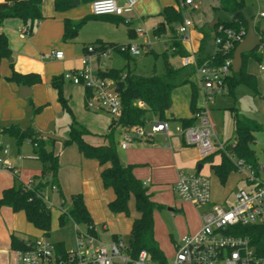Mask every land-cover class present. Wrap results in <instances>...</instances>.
I'll return each mask as SVG.
<instances>
[{
    "label": "crops",
    "instance_id": "obj_1",
    "mask_svg": "<svg viewBox=\"0 0 264 264\" xmlns=\"http://www.w3.org/2000/svg\"><path fill=\"white\" fill-rule=\"evenodd\" d=\"M77 1L79 4L75 6L71 5ZM117 1L120 4L123 3V0ZM3 2L4 0H0V4ZM246 3L247 6H251L255 9V19H264V16H261V14L264 13V0H246ZM71 4L68 10L64 12H57L55 10V0H43V19L41 22L36 24L32 33L29 32L27 27H25L21 21L16 19L8 20L3 26L0 27V33L6 35L8 38L9 48L12 51V58L4 59L0 63L1 127L7 128L16 125L22 129L33 128L36 130V132H38L40 137L43 133H50L68 139V133H66L67 129L62 133L58 130L57 123L59 118L63 117L64 111L58 101L57 91L51 84L52 79L56 77H62L67 72H76L80 70L83 67L82 60L85 56L89 55L91 48H98L102 45H117V33L121 23H125L129 26V35H134L135 37H148V32L145 26L148 29H152L154 32V30L164 20L163 17L160 16L162 10L166 7H176L174 0H140L135 7V10L131 14H126L122 17L106 16L102 18H96L91 12V3H82L80 0H75ZM81 5H84V7L80 8ZM218 5L219 4L217 0H212L211 6L213 13L216 12L214 11V8L218 7ZM197 10H200V7ZM204 16L205 18L202 20V22L207 24L209 27H212V18L210 14L206 12L204 13ZM83 19H87V21L80 28L77 35L74 38L65 41L64 33L66 20L79 22ZM195 20L196 25L200 27L199 21L197 19ZM133 23L137 24L136 29L130 27ZM113 24H115L117 28H115V25ZM174 27L177 28L178 24L174 25ZM138 28H145L143 35H139L136 32ZM255 28L257 27L255 26ZM168 29L169 36L164 42L166 50L165 52H168L169 46L172 49L174 43V33L168 26H166L165 32L162 34H166ZM25 30H27V33H25ZM206 34L210 37V42L206 44V52L211 54L214 53L216 48L215 40H213L215 34L213 31L209 30L206 31ZM258 35L260 36L261 40L264 39L261 32H259ZM202 39L203 34L200 33L199 30L192 27L191 42L188 43L181 41V45L188 53L195 52L197 55ZM143 47L147 52L153 51L149 39ZM257 49L260 54L263 53L264 43L262 44L261 42ZM117 50H119L126 58L132 57V54L128 52H122L120 49ZM52 51L62 52L64 54V58L55 59L51 56ZM170 53L171 56L168 53L170 64L175 68L183 67L182 57L184 56L172 55L173 51ZM171 57H178L181 60L180 66L173 65L170 60ZM109 58L98 57L93 62L92 69L97 75L99 72L106 73L108 70H111L108 67V63H106V60ZM248 63L249 60L247 61L246 66L247 72L253 74L256 77L255 88H251L256 91L257 76L253 72H250ZM11 65H13V68ZM260 65L261 64L259 63V76L260 79L264 81L261 76ZM13 71L23 75L38 74L41 77V83L34 85H20L16 82L8 81L7 79L12 76ZM194 78L199 81L195 71L190 76L191 83L182 85L188 86V88H184L185 91L183 92V104H187V108L185 110L186 112L183 114L177 113L181 115H175L176 111L173 112L172 109H170L167 113V117L170 119L167 121L169 125L170 121H174L175 123L173 128L170 125L172 130H174V128L177 126H182L181 122L178 120L193 118L194 110L196 109L197 113L199 106L203 102V97L200 103L198 101V97L201 92L198 89L199 84H196ZM22 87H26V89L23 90L21 89ZM179 87H176L172 92V105L174 92ZM234 92L235 89L233 90V93L218 97L234 95ZM63 93L76 122L86 128L92 134L88 140L94 144L102 143L103 140L101 137L108 135L111 131L110 125L112 123L113 117L104 110L88 108L87 102L91 98L92 94L82 85H75L70 81L65 80L63 83ZM194 93L195 96H193ZM235 110L242 114L246 119L261 125L263 128L262 131H264V118L259 119L254 116L251 118H256L257 120H253L244 115V112L242 113L236 108L233 110V113ZM212 112H214V110L211 108L210 117L212 116ZM155 120L157 119L152 118L150 122ZM212 123L215 129L216 124L213 121ZM146 127L148 128V124ZM124 131L125 129H116V139L118 141L120 160L125 165H132L134 167L133 173L135 177L141 180L143 183L146 182L147 187L149 184L160 185V187L171 188L176 193L175 185L181 172L187 174L204 175L210 179L211 183V177L213 176L216 181L221 184L220 180L213 171L212 166L221 164L222 153H215L210 156L209 162H203L206 158H202L200 156L199 150L197 148L187 145L182 137L174 136L169 140H166L161 134L150 140H136L127 149H122L121 143ZM215 132L218 139L230 147V149H232L238 141L236 129L235 139L233 141L228 140L224 142L222 136L216 131V129ZM260 132L255 134L256 141L253 145V149L259 164L257 170L259 172V176L262 179V176L264 175V165L261 164V156L257 155L255 150L257 134ZM4 143L9 144L13 149L15 148L14 143H16V141L11 137L2 136L0 138L1 150ZM55 150L60 156V186L64 195L67 194L72 196L73 194L81 193L84 197V201L88 211L92 216L95 226L101 222L111 221V216L109 214L110 209L108 205L115 199V193L111 188L106 189L102 183L101 172L105 166H101L96 160L84 158L82 155H80L76 146L65 147L64 144L57 142L55 145ZM17 151L20 154L21 147L17 146ZM22 151L25 157H15V154L9 156L8 151L6 155H3L2 153L1 157L10 162L18 171L17 175L21 182L26 185H30L34 178L40 175L42 165L35 156L33 145L30 142H25L23 144ZM229 158L233 162L237 160L235 155L232 158ZM25 161H30L31 166H28ZM199 166H201L200 169ZM260 167H262V170L259 169ZM18 178L10 170L2 169L0 166V197L2 196L4 190L13 187L16 184ZM240 182L245 183V188L248 187L245 174L237 170L230 174L225 185L221 184L223 188L228 187L230 184L233 185L227 190V193L225 194V200L233 192L234 185H237ZM211 186L213 200L212 204H219L215 202L213 191L214 188L212 184ZM53 190L56 191L55 189ZM47 191L48 189L45 190L44 195L48 201L49 198ZM149 193L151 194L150 191ZM153 201L155 200L153 199ZM155 202L164 206H175L176 209L180 208L179 210L181 211H185V208H187V206L185 207V204L179 205L176 202H174V204L163 200ZM131 203L134 204V201L132 200L130 202L129 207ZM186 203L188 206H194L191 203ZM212 204L200 207L201 213L199 215V222L196 226H192L193 229L187 235L199 231L201 227V215L205 210L209 209ZM220 205L231 206L227 205L226 203ZM110 213L112 212L110 211ZM32 227V224L27 221L23 212L15 213L8 207H3L0 209V264H16L17 254L16 250H13L11 247V236L14 234L24 242L35 240L36 238L31 239L32 235L30 231ZM165 237L166 236L162 235L159 237V235H156L155 232V238L160 246V249L163 248L164 242L167 241ZM174 254L175 250L173 252V256Z\"/></svg>",
    "mask_w": 264,
    "mask_h": 264
},
{
    "label": "trees",
    "instance_id": "obj_2",
    "mask_svg": "<svg viewBox=\"0 0 264 264\" xmlns=\"http://www.w3.org/2000/svg\"><path fill=\"white\" fill-rule=\"evenodd\" d=\"M43 0H4L0 4V27L8 20L16 19L21 21L25 27L32 33L37 23L43 19L42 14ZM75 0H55V10L64 12L70 8V4ZM82 3H92L95 0H80ZM218 7L214 11L223 10L228 13L237 12L247 6L246 0H217ZM104 15L95 16L102 18ZM160 16L163 17V22L154 30V33L159 36L165 32L168 26L174 33L172 55L187 56L189 53L185 51L179 40L178 28L174 25H180L183 21V13L176 7H166L162 10ZM122 17V16H116ZM87 19L79 22L66 20L64 40L74 38L80 28L86 23ZM221 24L214 27L200 29L203 34L199 50L197 52L198 62L204 63L208 61L210 64H219L223 61L220 54L207 53L206 44L210 42V37L206 31H213L216 39ZM224 28L244 29L247 32L248 26L241 15L231 24H224ZM259 34L260 30L256 28ZM132 33V31H131ZM262 44L264 39L261 40ZM119 49L117 45L106 46L102 45L97 48L100 51H106L108 48ZM127 54V53H125ZM128 55V54H127ZM234 55V53H232ZM12 51L9 48L8 38L5 34L0 33V63L4 59H11ZM253 58L257 63L262 64L263 57L258 52L243 55V66L239 73L232 72L228 79L229 93H233L235 87L239 84H246L253 89L256 85V77L247 72V61ZM165 64V72L163 75L145 76L130 69H111L106 73L99 72L98 76L109 78L115 81L116 91L119 94L122 102V113L119 118L113 117L110 125V133L102 136V143H91L88 138L92 134L83 126L79 125L68 105L63 93L64 76L52 79V86L58 94V101L61 104L63 111L71 116L70 131L68 139L64 143L65 147L76 146L80 155L84 158L98 161L101 166H105L101 172V179L106 189L114 190L115 199L109 203L108 207L113 214H124L127 217L131 215L129 207L133 200L135 211L138 216L134 219L129 238V247L134 255L141 251H147L150 257L158 262L165 263V258L158 242L155 239L154 212L157 209H163L164 205L158 204L152 199L149 189L144 183L137 179L133 173L132 165H125L120 160L118 141L116 139V129H126L131 127H146L147 124L156 118L161 121H169L167 113L172 107V92L176 87L191 83L190 76L195 71L194 67L175 68L169 62V54H163ZM13 68V65H11ZM11 82L24 85H34L41 83V77L38 74H20L13 71L12 76L7 79ZM195 96V93L194 95ZM37 112V111H36ZM193 118L181 119L182 127H190L196 124L195 117L196 109L193 112ZM233 118L235 122L236 134L238 141L235 146L230 149V152L237 159L244 160L247 164L258 169L253 145L256 141L255 134L262 131V126L254 121L246 119L238 111H234ZM8 136L15 139L18 147H21L25 142H30L34 148V154L42 165L40 175L36 176L30 185L21 182L16 176V184L3 191L0 197V209L8 207L15 213L23 212L27 221L35 228L43 232V236L49 237L52 225L51 207L44 195L46 189H55L61 196L63 204L66 203L64 193L60 186V156L55 150L56 141L44 139L39 136L33 128L22 129L19 126L13 125L7 128L0 126V138ZM1 150V145H0ZM222 153V152H221ZM210 156L204 159L203 162H209ZM213 171L220 180L222 185H225L231 173L237 171L234 162L224 153H222V162L219 165L212 166ZM65 213H60L59 222L64 223L68 220H73L77 224L86 225L93 228L92 232L96 233V226L92 216L88 211L84 197L81 193L70 196V206L68 209L62 208ZM230 232V230H229ZM242 235H249L255 243L264 242V226L252 227L245 229ZM113 240H118L117 236ZM28 242H31L28 241ZM63 249L65 245L57 243ZM11 247L13 250H27L28 243L20 240L16 235L11 236Z\"/></svg>",
    "mask_w": 264,
    "mask_h": 264
},
{
    "label": "built area",
    "instance_id": "obj_3",
    "mask_svg": "<svg viewBox=\"0 0 264 264\" xmlns=\"http://www.w3.org/2000/svg\"><path fill=\"white\" fill-rule=\"evenodd\" d=\"M139 1L123 0L120 4L117 0H95L91 3V12L94 16H124L131 14ZM174 1L176 8L182 13L188 8H199L195 0ZM192 27V21L185 15L178 28V37L182 42H191ZM136 32L143 35L144 29L138 28ZM218 32L214 55L220 54L223 57L221 63L210 64L205 61L200 64L195 52L182 57L184 67H194L199 78L198 89L203 97L195 114L196 124L190 127L177 126L172 130L167 121L157 119L149 122L148 128H126L122 137V149H127L136 140H150L161 134L166 140L174 136L182 137L187 145L199 150L202 158L218 152L231 158L234 156L228 146L218 139L209 107L218 96L229 94L228 79L233 72L232 53L244 40L247 32L242 28H224L223 25H220ZM119 49L134 56L141 55L144 51V47L135 45L121 46ZM109 54V50L91 48L89 55L82 60L83 67L76 72L65 73L64 78L75 85H82L92 94L87 102L89 109H101L112 117L119 118L122 102L116 91L115 81L98 76L92 69L96 58H109ZM51 56L55 59L64 58V54L58 51H52ZM260 72L264 79V63L260 65ZM6 154L7 150H4L3 155ZM234 164L239 172L245 174L248 187L236 193L235 203L231 206L212 204V186L208 177L183 172L179 174L175 191L181 200L196 207L212 206L202 213L199 231L183 236L174 256L165 263L153 260L147 251L134 255L129 245L120 239L104 242L96 230L94 234L93 228L86 225H83L85 230H81V224L74 222V250L66 247L61 249L57 243H51L47 237L42 236L41 239L27 242V250L16 251V264H264V242L255 243L249 235L241 234L245 229L264 226V181L258 170L244 160L237 159ZM0 166L18 176L14 166L1 156ZM146 184L145 182L144 185ZM61 213H65V210H61Z\"/></svg>",
    "mask_w": 264,
    "mask_h": 264
},
{
    "label": "rangeland",
    "instance_id": "obj_4",
    "mask_svg": "<svg viewBox=\"0 0 264 264\" xmlns=\"http://www.w3.org/2000/svg\"><path fill=\"white\" fill-rule=\"evenodd\" d=\"M195 1L198 7H200V10L188 8L186 11H184L183 18L186 15V18L192 21L193 28L200 31V29H206L208 27L207 24H204V22H202V20L205 18L204 13H209L213 21L214 13L211 6L212 0ZM83 7L84 5L80 6V8ZM195 19L199 21L200 27L196 25ZM254 23L264 37V19L256 18ZM179 26L180 25H178L177 28H179ZM114 27L117 28L116 25ZM130 27L136 29L137 24L133 23ZM145 28L147 29L148 37H135L134 35H129V26L127 24L121 23V25H119V31L117 33L118 47L127 46L129 44L141 48L149 39L153 51L147 52L146 50H144L142 51L141 55H132V57L126 58L119 50L109 47L108 50L110 52V58L106 60V63H108V67L110 69H130L145 76L164 74V61L162 56L166 51L164 42L169 36V29L167 30L166 34L156 36L152 29H148L146 26ZM171 51L172 49L169 46L168 53L170 54V56ZM261 55L264 58V52L261 53ZM170 60L171 63L175 66H180L181 64V60L178 57H171ZM262 63H264V61ZM248 66L250 72H253L257 76L256 91H254L246 84H239L235 87L234 95L218 97L216 98L215 103H213L209 107L210 110L211 108L214 110V112H212L211 119L213 122H215V129L222 136L224 142L228 140L233 141L235 139L234 121L232 116L233 110L235 108L237 110H240L242 113L244 112V115L249 118L254 116L259 119L264 118V81H262L259 76V63H257L254 59H249ZM194 79L196 81V84H199V81L196 78ZM184 88H188V86L179 87L174 92L173 105L171 109L173 112L176 111L175 115H181L177 113L183 114L186 112L185 110L187 108V104H183V92L185 91ZM201 100L202 96L200 94L198 97L199 103L201 102ZM251 119L257 120L256 118ZM71 122V116L68 113L64 112L63 117L59 118L58 120V130L62 133L67 129L66 133L69 134ZM170 125L173 128L175 125L174 121H170ZM14 146L15 148L12 149L9 144L4 143L2 151L0 150V156L4 150H7L9 152V156L15 154V157H25L22 151L23 145L21 146L20 154L17 151L16 143H14ZM255 150L257 152V155L261 156L260 162L262 165H264V131L257 134V143L255 145ZM25 162L28 166H31L30 161ZM262 179L264 180V175L262 176ZM211 181V184L214 188L213 191L215 202L219 204H233L235 202V194L239 190L245 188V183L243 182L234 185L233 192L225 200V194L227 193V190L230 189L229 187L233 185L230 184L228 187L223 188L213 176L211 177ZM148 187L149 191L153 195V199L157 202L163 200L168 203L174 204V202H176L179 205L185 204V207L187 206V208H185V211H181L179 210L180 208L176 209L175 206L166 205L163 209H157L154 212V230L156 232V235H159V237L160 235L166 236L165 238L167 241L164 242L163 248L161 250L165 258L167 260H170L173 257L174 250L176 252L179 241L181 240L183 235H187L193 229L192 226H196L198 224L201 208L186 205L187 203L181 200L178 194L175 193L171 188L150 184L148 185ZM47 195L49 198L48 204L51 207L52 216L50 236L47 237V239L54 244H64L68 250H74L76 248V230L74 221L70 219L68 221H65L63 224L59 222V216L62 208L68 209L70 206V196L67 194L64 195L66 203L63 204V200L57 191L48 188ZM130 207L131 215L129 217L124 214H112L109 211L111 221L101 222L96 225V231L104 242L109 243L111 240H113V236L117 235L118 239H120L126 245H129L132 224L134 219L138 215L134 209L133 203H131ZM103 228L107 229L103 230ZM80 229L85 230L83 225H80ZM30 233L32 235L31 239H41L43 236V232H41L34 226L31 228Z\"/></svg>",
    "mask_w": 264,
    "mask_h": 264
},
{
    "label": "water",
    "instance_id": "obj_5",
    "mask_svg": "<svg viewBox=\"0 0 264 264\" xmlns=\"http://www.w3.org/2000/svg\"><path fill=\"white\" fill-rule=\"evenodd\" d=\"M77 4H79L78 1L71 5L75 6ZM239 15H241L245 20V22L247 23L248 29L244 40L238 44V46L234 51V55H233L234 73H239L241 71L243 66V55L254 52L261 43V38L256 32L255 23H254L256 11L251 6H246L243 9L234 13H228L223 10H218L214 13V18L211 23L212 27L217 26L219 24H231ZM21 89L25 90L26 87H22ZM41 137L44 139H50L59 142L61 144H64L67 141V139L64 137L50 133H43ZM200 168L201 166H199V169ZM259 169L262 170V167H260Z\"/></svg>",
    "mask_w": 264,
    "mask_h": 264
}]
</instances>
